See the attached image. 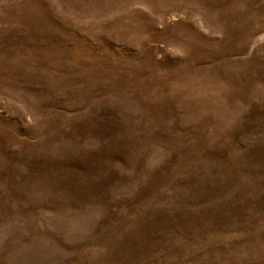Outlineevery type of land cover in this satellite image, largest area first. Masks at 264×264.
Segmentation results:
<instances>
[{"label": "rangeland", "instance_id": "rangeland-1", "mask_svg": "<svg viewBox=\"0 0 264 264\" xmlns=\"http://www.w3.org/2000/svg\"><path fill=\"white\" fill-rule=\"evenodd\" d=\"M0 264H264V0H0Z\"/></svg>", "mask_w": 264, "mask_h": 264}]
</instances>
